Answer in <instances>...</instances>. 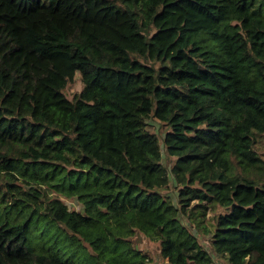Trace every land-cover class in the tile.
Instances as JSON below:
<instances>
[{"label": "trees", "instance_id": "obj_1", "mask_svg": "<svg viewBox=\"0 0 264 264\" xmlns=\"http://www.w3.org/2000/svg\"><path fill=\"white\" fill-rule=\"evenodd\" d=\"M263 146L264 0H0V264H264Z\"/></svg>", "mask_w": 264, "mask_h": 264}, {"label": "rangeland", "instance_id": "obj_2", "mask_svg": "<svg viewBox=\"0 0 264 264\" xmlns=\"http://www.w3.org/2000/svg\"><path fill=\"white\" fill-rule=\"evenodd\" d=\"M81 87H82V82H81L79 74H77L74 81H72L67 86V88L65 89V92H66L67 96L70 98V97H72L73 93L77 90H80ZM147 122H148V128L149 129H151L153 131H157L159 133V135L162 136L163 132H162V127L160 126V122H158L154 119H149ZM261 151H264V146L262 147ZM163 156H164L163 157V163H165L166 166L169 167L173 161V158L169 157L166 154L165 150H163ZM169 193L174 195L175 199L177 200L176 195L178 192L176 189H171L169 191ZM68 203H69V206L72 208L78 209L80 207L79 204L77 203V201H68ZM183 220L186 224H188L185 218H183ZM191 227H192V225H191ZM196 233L198 234L200 241L203 243V245H205L207 248L211 249V244H210V237L211 236H210V234L200 233L197 231H196ZM132 241H133L135 247L141 249L144 253L147 252L151 256L152 260H151L150 264H168V262L164 258H162L160 253H159L158 242L151 240L149 237H147L146 235H144L143 233H141L139 231H137L135 233V235L132 237ZM216 258H217V261L215 264H225V262L222 259L220 260L218 257H216Z\"/></svg>", "mask_w": 264, "mask_h": 264}]
</instances>
